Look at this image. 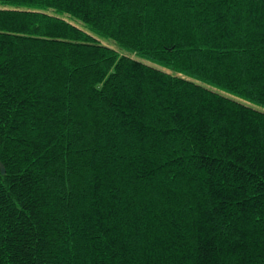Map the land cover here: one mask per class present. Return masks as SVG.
Masks as SVG:
<instances>
[{
  "label": "trees",
  "instance_id": "trees-1",
  "mask_svg": "<svg viewBox=\"0 0 264 264\" xmlns=\"http://www.w3.org/2000/svg\"><path fill=\"white\" fill-rule=\"evenodd\" d=\"M0 163V264H264V0H0Z\"/></svg>",
  "mask_w": 264,
  "mask_h": 264
},
{
  "label": "rangeland",
  "instance_id": "rangeland-1",
  "mask_svg": "<svg viewBox=\"0 0 264 264\" xmlns=\"http://www.w3.org/2000/svg\"><path fill=\"white\" fill-rule=\"evenodd\" d=\"M101 42L103 44H106V45H109L111 47H115L116 48V46L114 45V43L110 39H107V40L102 39Z\"/></svg>",
  "mask_w": 264,
  "mask_h": 264
},
{
  "label": "water",
  "instance_id": "water-1",
  "mask_svg": "<svg viewBox=\"0 0 264 264\" xmlns=\"http://www.w3.org/2000/svg\"><path fill=\"white\" fill-rule=\"evenodd\" d=\"M0 170H1L2 173H4V167H3V165L1 163H0Z\"/></svg>",
  "mask_w": 264,
  "mask_h": 264
}]
</instances>
